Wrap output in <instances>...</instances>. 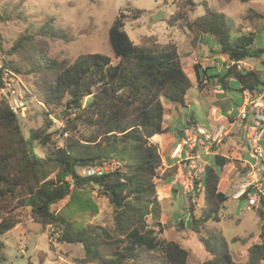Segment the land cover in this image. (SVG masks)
<instances>
[{
    "label": "trees",
    "instance_id": "16d2710c",
    "mask_svg": "<svg viewBox=\"0 0 264 264\" xmlns=\"http://www.w3.org/2000/svg\"><path fill=\"white\" fill-rule=\"evenodd\" d=\"M181 1L189 10L195 7L196 0ZM172 16L169 25L183 20L180 14ZM123 18L121 14L116 17L108 30L116 63L101 53L81 54L73 61L31 53L29 71L47 76L45 91L38 96L44 121L41 127L29 129L25 136L8 101L0 100V238L29 219L43 230L48 228L51 248L52 240L82 246L84 255L76 259L77 264H188L186 248L159 236L163 226L157 183L165 167L158 146L151 139L166 132L163 100L183 107L193 85L174 43L137 45L126 33ZM186 27L192 34L190 42L194 48L199 36H208L218 46L217 54L232 64L223 74L212 76L222 89H228V81L234 79L241 93L256 96L264 91L260 71L237 67L264 54V49H252L254 33L233 37L225 15L206 5L203 14L186 23ZM50 28L44 24L41 30L46 33ZM29 40L23 37L11 51H28L25 46ZM2 67L19 70L10 61ZM198 69L194 65L197 87L202 89L207 76L201 80ZM2 74L0 70L1 88ZM48 115L62 124L51 133L48 129L53 123ZM55 135L56 141L52 139ZM39 147L41 152L37 151ZM111 161L117 162L118 167L100 177L79 173ZM226 162L227 159L216 155L215 167H205L201 187L195 182L196 195H189L191 228L209 256L199 264H262L261 209L258 241L248 247L244 263L233 259L225 238L201 236L200 227L210 221L218 222L220 210L228 200L218 191L220 170ZM94 190L96 198L91 195ZM200 193L203 207L200 217H194L193 208ZM248 194L246 191L239 198L245 199ZM62 201L68 215L76 211L89 218L99 213L101 201L110 211L112 227L77 223L53 209ZM237 240L232 239L231 243ZM3 250L0 240V263L4 260Z\"/></svg>",
    "mask_w": 264,
    "mask_h": 264
},
{
    "label": "rangeland",
    "instance_id": "374dc122",
    "mask_svg": "<svg viewBox=\"0 0 264 264\" xmlns=\"http://www.w3.org/2000/svg\"><path fill=\"white\" fill-rule=\"evenodd\" d=\"M204 5L212 11L225 15L233 37L254 33L252 49H264V0H253L248 3L236 0H196L192 10L183 7L181 0H0V70L3 72L0 100L5 98L8 101L18 116L25 136L28 135L29 129L41 127L44 121L38 96L45 91L47 76L29 71L31 53L36 51L41 56L68 61H73L85 53H101L111 57L113 63H116L108 42V30L120 14L125 17L123 19L126 33L137 45L174 43L178 45L181 54L192 53L195 50L196 54L191 55L188 62L183 64L185 72L191 73V66L194 65H198L199 68L216 65L224 70L232 65L225 56L223 61L215 58L216 53L213 50L201 51L202 46L208 44L202 39L203 37L210 39L208 36H199L195 41L197 43L195 48L190 42L192 34L186 27V23L202 15ZM175 14H180L183 20H174L173 24L169 25L172 15ZM44 24L50 25L51 30L42 32L41 27ZM23 37L30 39L25 46L28 51L26 49L20 52L11 51L12 46ZM9 61L19 70L4 69L2 67L4 62ZM237 67L238 69H257L264 77V54L259 58L247 59L244 63H239ZM215 72L211 68L207 70L209 79L213 78ZM204 76L203 72H200L201 80ZM215 84L218 83L213 82V85ZM228 86L229 108L236 110V107L242 103L240 92L237 91L238 83L230 79ZM34 95L37 97L35 98ZM191 98L192 94L189 91L187 99ZM163 103L173 104L166 100H163ZM207 109V104L199 105L198 101L189 109L181 108L184 113L194 116L197 124L201 125H203L202 112ZM47 117L53 123L48 133L62 125L53 115ZM57 138L58 136L55 135L52 139L56 141ZM260 145L264 151V131ZM213 148L217 147L213 145ZM37 151L41 152L40 147ZM259 160L261 162L254 169L248 165L243 167L238 162L232 161L237 164L236 169L231 173V178L221 181L218 191L228 195L236 193L238 186L247 179L250 184L246 189L249 191L246 199L253 197L256 201L255 206L258 205L264 209V204L261 203V199H264V171L258 169L260 166L264 167V161H262L264 157ZM210 161L213 164L212 158ZM252 191L254 194L251 193ZM91 195L95 197L96 190L92 191ZM175 196V219L179 220H176L175 225L169 221L164 227L165 233L159 236L161 239L164 237L167 240L179 242L189 251L188 264H199L209 256L199 236L191 228L189 212L191 199L188 195L186 197L180 189ZM202 200V193H200L194 204V217H200ZM65 204V201L59 202L53 206V209L79 224L91 222L103 224L107 228L112 227L110 211L101 204V201L99 213L92 218L76 211L68 215ZM247 205L245 200L229 199L225 209L231 212L233 218L239 217L240 222L235 224L229 220L220 223L210 221L200 227L201 236L204 238L238 239L229 246L233 259L238 263L246 261L247 249L258 241L260 229L257 211L247 210ZM0 240L4 243L2 253L4 260L0 264H77L76 259L84 255L80 245L57 244L52 240L51 248L48 228L43 230L40 225L29 219L1 236Z\"/></svg>",
    "mask_w": 264,
    "mask_h": 264
},
{
    "label": "crops",
    "instance_id": "0c3cea01",
    "mask_svg": "<svg viewBox=\"0 0 264 264\" xmlns=\"http://www.w3.org/2000/svg\"><path fill=\"white\" fill-rule=\"evenodd\" d=\"M202 40L208 42L207 45H205L204 47L202 46L201 49L202 52L213 50V52L216 53L215 58H219L220 60L224 61L223 56L217 54L218 46L215 45V42L212 38L207 39L206 37H203ZM178 52L181 57L180 59L182 66L183 64L188 62L189 57L191 55L196 54L195 50H193L192 53L190 52V53L181 54L179 48H178ZM207 67L214 69L216 71L215 75L223 74L224 70L222 68L216 67V65H207L198 69L199 78H200V72H203V74L207 76V70L205 71ZM191 68H192V72L189 73L188 71H186V74L190 78L193 85L192 89L190 90L192 94V98L186 99L185 106L183 107L177 104L167 105L166 103H163L164 106L163 128L166 130V132L162 135H155L151 139L152 142L157 144L163 166L165 167V173L157 183V195L162 207V215H161V223L163 226L162 233H165L164 227L169 221H171V223L175 225L176 220H179L178 218L175 219L176 212H175L174 204L176 198L175 194L177 193V190L178 189L182 190V189L179 185L175 184L174 179L176 176L187 172L188 169L186 168L185 165L190 161L189 162L184 161L186 158L185 156L186 154L184 152L182 153L180 159L172 157L171 153L173 151L175 144L181 138L182 131L184 128L190 125H196L198 127L204 128L210 135H215L221 129L222 134H221V138L218 141L213 142L208 146L206 144H203L194 151V154H197L199 156V158L195 160L194 163H201L204 165V168L206 166L215 167L214 162L216 155H219L227 159L228 162H226L222 167V169L220 170L219 184L223 179L232 177L231 173L233 172V170L236 169V165H237L235 162H238L243 167L248 165L250 168L257 166L258 163L261 162L260 160H255L250 157L246 143L247 127L246 125L238 121L235 110L229 108L230 97L229 95H227V92L229 91V86L228 89H222L219 84L213 85V82L216 83V78L209 79L207 76L205 81L203 82L205 84H202L201 86L202 89H199L197 87L194 66H191ZM237 91L240 92L239 85ZM243 93L240 92L242 99H243ZM196 101H198L199 105L207 104L208 106V109L202 112L203 125L197 124V121L195 120L194 116L186 114L181 110V108L189 109L191 106H193V104L196 105ZM213 145H215L217 148H213ZM211 158L213 159V164L210 161ZM229 161L231 162L229 163ZM203 174L199 179L200 184ZM251 193L253 194V191ZM224 194L228 197V200L229 199L245 200L248 204L249 198L247 199L233 198L234 193L229 195L226 193ZM226 202L224 203L222 209L220 210L219 213L220 220L218 221V223L224 220L232 221L235 224L236 222H240L239 217L233 218L231 212H227V209H225ZM246 209L247 210L253 209L254 211L256 210L257 213L259 209L264 211V209L258 207V205L257 206L247 205ZM257 219L259 221L258 225L259 227H261V221L259 215ZM258 231H260V229ZM231 240H232L231 238L227 240L229 242V246Z\"/></svg>",
    "mask_w": 264,
    "mask_h": 264
},
{
    "label": "built area",
    "instance_id": "2783aa9c",
    "mask_svg": "<svg viewBox=\"0 0 264 264\" xmlns=\"http://www.w3.org/2000/svg\"><path fill=\"white\" fill-rule=\"evenodd\" d=\"M236 117L240 123H243L247 127L246 143L250 157L259 160L264 156V151L260 145L261 137L264 131V91L256 96L250 95L248 92L243 93L242 103L236 107ZM221 129L215 135H210L204 128L196 125H190L183 129L182 136L175 144L171 156L174 158H181L182 153L186 155L185 166L188 169L186 173H182L175 177V184L179 185L183 194L187 197L193 194L195 182H198V187H201L200 177L204 173V165L201 163H194L199 158L197 154H194L195 149L203 144L207 146L213 142L218 141L221 138ZM118 163L111 161L96 167H87L82 169L79 173L86 177H100L104 174L113 172ZM256 166L251 167L254 169ZM264 171V167L258 168ZM250 181L244 180L242 184L238 186V191L233 194V198H239L246 192ZM254 194V191H253ZM255 199L253 197L248 199V205H255Z\"/></svg>",
    "mask_w": 264,
    "mask_h": 264
},
{
    "label": "water",
    "instance_id": "95a60500",
    "mask_svg": "<svg viewBox=\"0 0 264 264\" xmlns=\"http://www.w3.org/2000/svg\"><path fill=\"white\" fill-rule=\"evenodd\" d=\"M98 185H99V184H98V183H96V186H98ZM193 194H194V195H196V191H195V192H193ZM194 197H195V196H194Z\"/></svg>",
    "mask_w": 264,
    "mask_h": 264
}]
</instances>
